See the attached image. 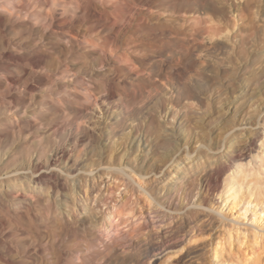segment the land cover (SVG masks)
I'll use <instances>...</instances> for the list:
<instances>
[{
  "label": "rangeland",
  "instance_id": "1",
  "mask_svg": "<svg viewBox=\"0 0 264 264\" xmlns=\"http://www.w3.org/2000/svg\"><path fill=\"white\" fill-rule=\"evenodd\" d=\"M243 1L0 0V82H5L0 83V100L4 101L0 103V204L3 205H0V221L4 223L0 224V237L3 238H0V253L4 258L17 259L14 257L17 250L23 254L24 261L29 255L40 256L42 264H60V260L65 261L62 264H264V214L260 212L264 204L255 208L245 201L252 195L254 201L259 197L264 202V175L259 176L262 173L257 174L256 179L245 177L240 182L235 169L230 176L227 172L220 179L222 190H227L229 196L233 194L238 202L234 209L231 197L223 201L211 193H207L211 209L189 204L192 195L194 202L200 198V188L194 190L193 181L196 171L200 172L195 171L196 164L203 163L206 155L224 158L231 147L243 160L239 164L258 163L260 166L264 161V141L255 134L260 128L256 116L260 111L264 113V19H258L256 24L260 28L256 30L258 38L246 40V17L236 15L233 6L237 3L242 7ZM113 14L117 16L116 24L110 21ZM233 16L235 22L238 21L235 35L229 28V40L224 34L216 37V25L219 28L230 24ZM208 19L211 25L206 24ZM109 28L120 33L117 37L106 36L110 50L107 48L104 55L99 45L105 42L98 37L101 31L108 34ZM211 42H218L217 51L211 50ZM127 52L132 55V62L125 59ZM114 73L118 77H114ZM163 77L175 80L169 79L165 86L159 80ZM9 79H14L12 84ZM154 82L157 89L151 90ZM111 92L115 94L110 95ZM152 99H156L157 105ZM166 101H174L179 106L174 121L171 120V104ZM153 108L160 117H154L149 123L161 139L164 138L169 154L174 155L166 166L150 158L153 137H148L142 129L133 135L134 124L142 123L144 128L146 119L132 123V113L137 110L148 113ZM41 123H46L45 127ZM126 126L129 129L124 133L128 137L123 145L121 134ZM84 130L93 132V137L83 135ZM75 136L79 140L73 143ZM62 147H71L72 161L65 166L60 162L52 168L57 177L67 181L65 189L52 193L50 179L39 184L26 181L25 176H32L25 170L30 162L42 156L46 164L49 151ZM258 155L262 157L259 156L260 160ZM184 157L189 160L183 161ZM133 166L137 174L142 175L139 178L131 173L134 181L122 172L130 173ZM105 173L109 176L105 177ZM115 178L125 182V189L122 187L116 192L118 181H114ZM101 181L103 184L98 190ZM82 184L87 186L86 193ZM89 189L102 195L93 202ZM237 191L242 196L236 197L234 192ZM131 193L134 199L130 198ZM148 194L156 196L150 208L143 203ZM128 200L139 203L133 219L131 215L118 216V206H124ZM139 227L148 230L147 236L136 235ZM18 241L21 243L16 245Z\"/></svg>",
  "mask_w": 264,
  "mask_h": 264
},
{
  "label": "bare ground",
  "instance_id": "2",
  "mask_svg": "<svg viewBox=\"0 0 264 264\" xmlns=\"http://www.w3.org/2000/svg\"><path fill=\"white\" fill-rule=\"evenodd\" d=\"M235 2H237V1H235ZM237 4V3H236ZM235 3L233 4V6H234V12H235V14L236 15H238L239 17H246V20H247V27H246V30L244 31L245 32V39L246 40H252L254 37H257V33H256V30L257 29H260L259 27L257 28V26H256V24L257 23H259V21H258V19H264V0H244L243 1V4H242V7H238L237 5H236ZM230 9V8H229ZM114 15V14H113ZM236 15H235V17H236ZM229 16H231V15H229ZM109 17H112V16H109ZM116 17L117 16H115L114 15V17L113 18H111L110 19V21L112 20V22H113V24H116ZM234 16H233V18H232V20H231V22H230V19L228 20L229 22H230V24H228V25H224V26H220L219 28H218V26L216 25V27H217V30L215 31V34H216V37H218V36H221V35H225L226 37H227V39L229 40V36L231 35L230 34V32H229V28H232V31H233V34L232 35H235L234 34V32H236L235 31V27H236V22H238V21H236L235 22V18ZM108 18V17H107ZM241 19V18H240ZM211 20V19H210ZM209 19L206 21V24L208 23V24H210V23H212V21H210ZM219 21H220V19H218ZM218 21V22H219ZM256 21H258V22H256ZM215 22V21H214ZM222 22V21H221ZM243 22V21H242ZM108 23V22H107ZM110 23V22H109ZM220 23V22H219ZM243 23H245V22H243ZM106 24V23H105ZM261 24V23H260ZM211 25V24H210ZM214 25V24H213ZM220 25V24H219ZM237 25H238V23H237ZM264 25V24H263ZM115 26V25H114ZM238 26H241V25H238ZM112 27V26H111ZM110 27V28H111ZM109 28V29H110ZM118 28V27H117ZM127 28V27H126ZM262 28V27H261ZM108 29V30H109ZM112 29V28H111ZM110 29V30H111ZM116 29V28H115ZM119 29V28H118ZM238 29V28H237ZM242 29V28H241ZM109 30V32H108V34H106V32H100V34H99V37L98 38H102L103 39V41L105 42L104 43V45H99V48L101 49V51H100V49H99V51H100V53H103L104 55L105 54H107V52L105 53V51L107 50V48L110 50V48H109V41H107V38H106V36L107 35H110V36H107L108 38L109 37H117L118 35H119V31L117 32V33H115L113 30H111L110 31ZM120 30H122V29H120ZM125 29H123V31H124ZM238 31H239V29H238ZM237 31V32H238ZM261 31V30H260ZM258 32V31H257ZM264 32V31H263ZM70 33H72V32H70ZM74 33V32H73ZM240 33V32H239ZM261 33V32H260ZM122 34V33H121ZM211 34H213V32L211 33ZM210 34V35H211ZM230 34V35H229ZM74 35V34H73ZM76 35V34H75ZM114 35V36H113ZM237 35V34H236ZM96 36V35H95ZM97 36H98V34H97ZM96 36V37H97ZM101 36H103V37H101ZM238 36V35H237ZM76 37V36H75ZM79 37V36H78ZM215 37V36H214ZM233 37V36H232ZM240 37H241V35H240ZM77 38V37H76ZM220 38V37H219ZM239 38V37H238ZM258 38V37H257ZM115 38H113V40H114ZM234 39V38H233ZM245 39L243 40V41H245ZM256 39V38H255ZM263 39V38H262ZM78 40V39H77ZM112 40V41H113ZM231 40V39H230ZM240 40H241V38H240ZM240 40H238V41H240ZM211 41H212V39H211ZM242 41V40H241ZM241 41L239 42V43H241ZM73 42V41H72ZM219 42V41H218ZM218 42H216V43H214V44H212V42H211V44H212V47H211V50H214V51H217V49H219L218 47L219 46H217V43ZM91 44L93 43V42H90ZM103 43V42H102ZM225 43H226V41H225ZM233 43V42H232ZM236 43V42H235ZM90 44V45H91ZM262 44L264 45V42H262ZM72 45H74V43L72 44ZM93 45V44H92ZM91 45V46H92ZM111 45V44H110ZM113 45V44H112ZM111 45V46H112ZM230 45V44H229ZM233 45V44H232ZM221 46V45H220ZM234 46V45H233ZM239 46V45H238ZM254 46H256V45H254ZM68 47V46H67ZM96 46H93V48H95ZM235 47V46H234ZM90 48V47H89ZM97 48V47H96ZM72 50H73V48H71ZM67 50H70V49H67ZM221 50L222 49H220V53H221ZM231 50V49H230ZM234 50H235V48H234ZM247 50V49H246ZM93 51H95V50H93ZM263 51V50H262ZM72 52V51H71ZM98 52V51H97ZM245 52H247V51H245ZM244 52V53H245ZM255 52V51H254ZM70 53V52H69ZM73 53H74V51H73ZM72 53V54H73ZM229 53V52H228ZM253 53V52H252ZM235 54V53H234ZM247 54V53H246ZM250 54V53H249ZM255 54V53H254ZM74 55H77V54H74ZM104 55H102V56H104ZM220 55V54H219ZM82 56V55H81ZM86 56V55H85ZM89 56V55H88ZM262 56V55H261ZM80 57V56H79ZM83 57V56H82ZM82 57H80V58H82ZM219 57V56H218ZM75 58H76V56H75ZM78 58V57H77ZM86 58V57H85ZM88 58L89 57H87V60H88ZM104 58H105V56H104ZM108 58V57H107ZM106 58V59H107ZM124 58V57H123ZM219 58H221V57H219ZM223 58V57H222ZM235 58H236V56H235ZM73 59V58H72ZM125 59L127 60V61H129V62H132V55H130L128 52L126 53V55H125ZM216 59V58H215ZM237 59V58H236ZM220 60V59H219ZM231 60V59H230ZM245 60V59H244ZM83 61H84V59H83ZM102 61H104V60H102ZM106 62L108 61V60H105ZM104 61V62H105ZM110 61V60H109ZM108 61V62H109ZM223 61H225V59L223 60ZM228 61V60H227ZM243 61V60H242ZM226 62V61H225ZM229 62V61H228ZM234 62V61H233ZM248 62H249V60H248ZM252 62V61H251ZM250 62V63H251ZM78 63V62H77ZM103 63V62H102ZM128 63V62H127ZM232 63V62H231ZM262 63H263V61H262ZM132 64V63H131ZM221 64V63H220ZM229 64V63H228ZM234 64V63H233ZM259 64V63H258ZM128 65H130V63L128 64ZM247 65V64H246ZM81 66H82V64H81ZM84 66V65H83ZM133 65H131V67H132ZM126 67V66H125ZM230 67H232V66H230ZM236 67V66H235ZM247 67V66H246ZM245 67V68H246ZM84 68V67H83ZM86 68V67H85ZM84 68V69H85ZM113 68V67H112ZM133 68V67H132ZM237 68V67H236ZM75 68H73V72L75 71L74 70ZM114 69V71H116L115 70V68H113ZM123 69H125V68H123ZM128 69V68H127ZM130 69V68H129ZM135 69V68H134ZM233 69V68H232ZM255 69H257V68H255ZM133 70V69H132ZM4 71V70H3ZM70 71H72V70H70ZM110 71V70H109ZM178 71V70H177ZM222 71H223V69H222ZM236 71V70H235ZM6 72V71H5ZM112 72V71H111ZM119 73V72H118ZM117 73V74H118ZM263 73V72H262ZM262 73H260V76L262 75ZM40 74V73H39ZM113 74V73H112ZM176 73H174V75H175ZM221 74V73H220ZM8 75V74H7ZM11 75V74H10ZM9 75V76H10ZM169 75V74H168ZM173 75V74H172ZM180 75H181V73H180ZM5 76V75H4ZM40 76V75H39ZM117 76V75H116ZM115 76V73H114V77H116ZM166 76V75H165ZM230 76V75H229ZM264 76V75H263ZM11 77V76H10ZM38 77V76H37ZM41 77V76H40ZM118 77V76H117ZM130 77V76H129ZM158 77H160V76H158ZM169 77V76H168ZM174 77V76H173ZM172 77V78H173ZM176 77H177V75H176ZM259 77V76H258ZM39 78V77H38ZM109 78V77H108ZM171 78V79H172ZM254 78H255V76H254ZM15 79V78H14ZM13 79V80H14ZM112 79V78H111ZM121 79V78H120ZM170 79V78H169ZM168 79V80H169ZM171 79H170V81H171ZM177 79H178V77H177ZM176 79V80H177ZM13 80L12 79H9V81H10V84H12L13 83ZM114 80H115V78H114ZM159 80H162V82L161 81H159V83L161 82L163 85H167V83L169 82L168 80H167V77L165 78V77H163V78H160ZM173 80V79H172ZM175 80V79H174ZM173 80V81H174ZM179 81H181V78H179L178 79ZM4 81H6V80H4ZM105 81H107L106 79H105ZM109 81V80H108ZM125 81V80H124ZM172 81V82H173ZM257 81H259V80H256V82ZM3 82V81H2ZM2 82H0V83H2ZM74 82V81H73ZM114 82V81H113ZM205 82H207V81H205ZM209 82H210V80H209ZM260 82V81H259ZM3 83H5V82H3ZM15 83V82H14ZM116 83V82H115ZM160 83V84H161ZM7 84V83H6ZM28 84V83H27ZM74 84H76V82L74 83ZM73 84V85H74ZM103 84H106L105 82L103 83ZM119 84V83H118ZM123 84H125V83H123ZM1 85V84H0ZM4 85V84H3ZM9 85V84H8ZM71 85V84H70ZM175 85V84H174ZM10 86V85H9ZM13 86V85H12ZM11 86V87H12ZM16 86V85H15ZM69 86V85H68ZM77 86V85H76ZM99 86V85H98ZM97 86V87H98ZM102 86V85H101ZM119 86H121V85H119ZM118 86V89H120V87ZM157 84H156V82H154L153 84H152V86H150V88H152L151 90H155V89H157ZM254 86V85H253ZM6 87L7 86H5L4 85V89H6ZM24 87V86H23ZM27 87V86H26ZM93 87V86H92ZM111 87V86H110ZM169 87V86H168ZM173 87V86H172ZM176 87V86H175ZM174 87V88H175ZM179 87V86H178ZM181 87V86H180ZM195 87V86H194ZM193 87V88H194ZM1 88V87H0ZM10 88V87H9ZM70 88H72V86L70 87ZM76 88V87H75ZM75 88H74V90H75ZM82 88V87H81ZM99 88V87H98ZM108 88H109V86H108ZM116 88H117V86H116ZM190 88H191V86H190ZM12 89V88H11ZM25 89V88H24ZM28 89V88H27ZM33 89V88H32ZM84 89V88H83ZM87 89V88H86ZM95 89V88H94ZM93 89V90H94ZM101 89H103V87L101 88ZM100 89V90H101ZM105 90H106V88H104ZM114 89V88H113ZM125 89V88H124ZM7 90H9V89H7ZM14 90V89H13ZM19 90H21V89H19ZM18 90V91H19ZM30 90V89H29ZM34 90V89H33ZM73 90V89H72ZM73 90V91H74ZM78 90V89H77ZM97 90V89H96ZM95 90V91H96ZM115 90V89H114ZM117 90V89H116ZM115 90V91H116ZM169 90V89H168ZM167 90V91H168ZM257 90V89H256ZM6 91V90H5ZM5 91L3 92L4 93V95H5ZM17 91V92H18ZM26 91V90H25ZM71 91V90H70ZM91 91V90H90ZM103 91V90H102ZM114 91V92H115ZM127 91V90H126ZM170 91V90H169ZM14 92V91H13ZM16 92V93H17ZM21 92V91H20ZM26 92H28V91H26ZM77 92H79V91H77ZM109 93H110V91H108ZM117 92V91H116ZM115 92V93H116ZM194 92V91H193ZM197 92H198V90H197ZM199 92H201V91H199ZM1 93V92H0ZM2 93V94H3ZM69 93V92H68ZM75 93H76V91H75ZM80 93V92H79ZM82 93V92H81ZM92 93H94V91L92 92ZM103 94H104V91L102 92ZM107 93V92H106ZM112 93L113 92H111V94L110 95H112ZM115 93H113V94H115ZM170 93V92H169ZM182 93V92H181ZM8 94H10V92L8 93L7 92V95ZM13 94V93H12ZM12 94H11V96H12ZM20 94V93H19ZM82 94H84V93H82ZM88 94V93H87ZM89 94H90V92H89ZM96 94V93H95ZM166 94V93H165ZM200 94V93H199ZM16 95H18V94H16ZM21 95V94H20ZM23 95V94H22ZM69 95V94H68ZM73 95H74V92H73ZM100 95V94H99ZM152 95V94H151ZM10 96V95H9ZM84 96V95H83ZM95 96V95H94ZM97 96V95H96ZM96 96H95V98L94 99H96ZM125 95H123V97H124ZM180 96V95H179ZM187 96H188V94H187ZM245 96V95H244ZM243 96V97H244ZM14 97V96H13ZM18 97H19V95H18ZM28 97V96H27ZM26 97V98H27ZM90 97V96H89ZM88 97V98H89ZM113 97V96H112ZM114 97H116L115 95H114ZM113 97V98H114ZM235 97V96H234ZM5 98V97H4ZM7 98V97H6ZM16 98H17V96H16ZM26 98H25V100H26ZM72 98V97H71ZM77 98V97H76ZM176 98H177V96H176ZM183 98V97H182ZM188 98V97H187ZM15 99V98H14ZM31 98H29V100H30ZM64 99V98H63ZM69 99V98H68ZM67 99V100H68ZM75 99V98H74ZM90 99V98H89ZM97 99H99V98H97ZM167 99V98H166ZM241 99V98H240ZM18 100V99H17ZM24 100V101H25ZM28 100V99H27ZM34 100V99H33ZM71 100H73V99H71ZM100 100V99H99ZM153 101H154V105H157V101H155L156 99H152ZM236 100V99H235ZM15 101V100H14ZM19 101V100H18ZM20 101H22V100H20ZM32 101V100H31ZM30 101V102H31ZM35 101V100H34ZM34 101H32V102H34ZM62 101V100H61ZM66 101V100H65ZM144 101V100H143ZM146 101V100H145ZM176 101V100H175ZM178 101V100H177ZM190 101H192V100H190ZM4 102V101H3ZM2 102V103H3ZM11 102V101H10ZM26 102V101H25ZM68 102V101H67ZM74 102V101H73ZM76 102V101H75ZM167 102V101H166ZM165 102V103H166ZM174 102V101H173ZM170 103V101L169 102H167L168 104H171L170 106H171V110L173 111L172 112V119L171 120H173L174 121V119L176 118V116H177V109H178V107L179 106H176L174 103ZM195 102V101H194ZM193 102V103H194ZM235 102V101H234ZM0 103H1V100H0ZM1 103V104H2ZM41 103V102H40ZM65 103V102H64ZM151 103V102H150ZM176 103V102H175ZM199 103V102H198ZM4 104V103H3ZM35 104V103H34ZM44 104V103H43ZM52 104V103H51ZM58 104V103H57ZM79 104V103H78ZM100 104V103H99ZM99 104L97 105V108L99 109L100 108V106H99ZM184 104V103H183ZM201 104V103H200ZM5 105H6V103H5ZM13 105V104H12ZM61 105H62V103H61ZM108 105V104H107ZM179 105H180V103H179ZM192 105V102L191 103H189V106H191ZM194 105V104H193ZM253 105V104H252ZM255 105V104H254ZM34 106V105H33ZM44 106V105H43ZM71 106V105H70ZM74 106V105H73ZM72 106V107H73ZM115 106V105H114ZM188 106V107H189ZM30 107V106H29ZM37 108H38V106H36ZM67 107H68V105H67ZM112 107V106H111ZM147 107H148V105H147ZM187 107V106H186ZM126 108V107H125ZM250 108V107H249ZM259 108V107H258ZM74 109V108H73ZM77 109V108H76ZM154 109V110H153ZM153 109H149V111H148V113H146V112H144V110H137V112H135V113H132V116H131V121H132V123H135V121H137L138 119H141V118H143V119H146V123H145V126H144V128H143V126H142V123L140 124V123H136V124H134V127H132V128H134V132H133V135L135 134V135H137L138 134V132H139V130L140 129H142V130H144L145 132H146V134L148 135V137L150 136V137H153V143H154V146H152V151H151V157L150 158H152L154 161H156V163L158 164V163H163L162 165L163 166H166V164L167 163H169V162H172V159H173V154H169V150L170 149H168V147H167V144H166V142H165V140H162V139H164V138H162L161 139V137L157 134V132L155 131V127L151 124V123H149V120H153L154 119V117H160V114L158 113V116H156V112L157 111H155V108H153ZM167 107L165 108V114H166V111H167ZM33 110V109H32ZM31 110V111H32ZM62 111H63V109H61ZM124 110V109H123ZM126 110V109H125ZM157 110V109H156ZM180 110V109H179ZM178 110V111H179ZM30 111V112H31ZM41 111V110H40ZM100 111V110H99ZM248 111H249V109H248ZM253 112L252 113H254L255 111L254 110H252ZM66 112H68V111H66ZM65 112V113H66ZM70 112V111H69ZM68 112V113H69ZM96 112H97V109H96ZM127 112V111H126ZM125 112V113H126ZM154 113V114H153ZM26 114H28V113H26ZM75 114V113H74ZM96 114V113H95ZM99 114H100V112H99ZM248 114H251L250 112H248ZM15 114H13V117L15 118V116H14ZM31 115H33L32 113H31ZM66 115H68V114H66ZM27 116V115H26ZM25 116V117H26ZM35 116V115H34ZM97 116V115H96ZM180 116V115H179ZM259 116H261L260 118V121H258V119H259ZM28 117H30V116H28ZM117 117V116H116ZM27 118V117H26ZM38 118V117H37ZM45 118V117H44ZM75 118V117H74ZM256 118H257V121H256V124L258 125L257 127L259 128V126H260V128H259V130L255 133L256 134V136L258 137V138H263V140H262V142L264 141V113L262 112V111H260L259 113H258V115L256 116ZM12 119V118H11ZM25 119V118H24ZM23 119V120H24ZM117 119V118H116ZM119 119V118H118ZM124 119V118H123ZM179 119V118H178ZM251 119V118H250ZM254 121H255V119L254 118H252ZM19 120H21V119H19ZM28 120V119H27ZM26 120V121H27ZM37 120V119H36ZM77 120V119H76ZM126 120V119H125ZM128 120V119H127ZM177 120V119H176ZM7 121V120H6ZM10 121V120H9ZM129 121V120H128ZM190 121V120H189ZM223 121V120H222ZM8 122V121H7ZM7 122L5 123V124H7ZM24 122V121H23ZM125 122H127V121H125ZM139 122V121H138ZM144 122V121H143ZM180 122V121H179ZM258 122V123H257ZM10 123H11V121H10ZM43 123V122H42ZM41 123V124H42ZM189 123V122H188ZM193 123V122H192ZM201 123V122H200ZM219 123V122H218ZM223 123H225V122H223ZM2 124H3V122H2ZM13 124V123H12ZM16 124V126H18L17 125V123H15ZM19 124V123H18ZM44 124H46V123H44ZM44 124H42L41 126H43ZM191 124V123H190ZM197 124V123H196ZM24 125H26V124H24ZM28 125V124H27ZM39 125H40V123H39ZM71 125V124H70ZM90 125V124H89ZM88 125V126H89ZM151 125V126H150ZM254 125H255V123H254ZM2 126V125H1ZM15 126V125H14ZM36 126V125H35ZM192 126V125H191ZM194 126V125H193ZM204 126V125H203ZM222 126V125H221ZM224 126H226V125H224ZM6 127H8L7 125H6ZM20 127H21V125H20ZM28 127V126H27ZM32 127V126H31ZM37 127V126H36ZM44 127H45V125H44ZM179 127V126H178ZM201 127V126H200ZM217 127H219V126H217ZM227 127V126H226ZM3 128H4V126H3ZM16 128H18V127H16ZM30 128V127H29ZM207 128V127H206ZM206 128H204V130L206 129ZM219 128H222V127H219ZM233 128V127H232ZM1 129V128H0ZM5 129V128H4ZM15 129V128H14ZM96 129V128H95ZM126 129H129V126H126L124 129H123V131H122V134H121V142H123V145H124V139L126 140L127 139V137H128V134H125L124 132H125V130ZM194 129H197V127H194ZM202 129V128H201ZM23 130H24V128H23ZM32 130V129H31ZM94 130V129H93ZM131 130V129H130ZM133 130V129H132ZM199 131H201L200 129H198ZM8 131V130H7ZM14 131V130H13ZM95 131V130H94ZM206 131V130H205ZM6 132V131H5ZM18 132V131H17ZM22 132V131H21ZM28 132H31V131H28ZM101 132V131H100ZM116 132V131H115ZM143 132V131H142ZM227 132V131H226ZM253 132V131H252ZM2 133V132H1ZM79 133V132H78ZM84 133L85 134H83V135H86V136H88L89 138H92L93 137V132L91 133L89 130H84ZM140 133V132H139ZM204 133V132H203ZM6 134H7V132H6ZM5 134V135H6ZM12 134V133H11ZM205 134H207L206 132H205ZM226 134V133H225ZM224 133H223V135H225ZM8 135H10V134H8ZM12 135H14V132H13V134ZM122 135H124L125 137L123 138L122 137ZM143 135V134H142ZM222 135V136H223ZM254 135V134H253ZM252 135V136H253ZM95 136V135H94ZM107 136V135H106ZM3 138H4V136H2ZM163 137V136H162ZM6 138H7V136H6ZM71 138V137H70ZM84 138V137H83ZM96 138V137H95ZM168 138V137H167ZM166 138V139H167ZM170 138V137H169ZM199 138H201V137H199ZM206 138V137H205ZM226 138V137H225ZM231 138V137H230ZM235 138V137H234ZM72 139H73V143L78 139H76V136L75 137H72ZM138 139V138H137ZM151 139V138H150ZM222 139V138H221ZM227 139V138H226ZM237 139V138H236ZM235 139V140H236ZM255 139H257V138H255ZM254 139V140H255ZM1 140V139H0ZM79 140V139H78ZM82 140V139H81ZM86 140V139H85ZM84 140V141H85ZM189 140V139H188ZM223 140V139H222ZM228 140V139H227ZM227 140H225V141H227ZM253 140V141H254ZM83 141V142H84ZM90 141H92V140H90ZM107 141V140H106ZM109 141V140H108ZM168 141H170L169 139H168ZM198 141V140H197ZM224 141V140H223ZM229 141H231V140H229ZM251 141V140H250ZM79 142V141H78ZM81 142V141H80ZM186 142V141H185ZM228 142V141H227ZM236 142H237V140H236ZM240 142V141H239ZM77 143V142H76ZM168 143V142H167ZM231 143V142H230ZM229 143V144H230ZM251 143V142H250ZM92 144V143H91ZM171 144V143H170ZM199 144V143H198ZM228 144V143H227ZM184 146L186 145V143H184L183 144ZM231 145V144H230ZM233 145H234V141H233ZM240 145V144H239ZM238 145V146H239ZM41 146V145H40ZM39 146V147H40ZM221 146V145H220ZM232 146V145H231ZM235 146V145H234ZM237 146V145H236ZM237 146V147H238ZM122 147V146H121ZM120 147V148H121ZM248 147V146H247ZM171 148H173V147H171ZM235 148V147H234ZM42 149H44V148H42ZM112 149V148H111ZM114 149V148H113ZM243 149V148H242ZM124 150H125V146H124ZM160 150H162L161 152H159ZM226 150V149H225ZM229 151H228V153H226L225 154V156H224V158L223 157H219V158H217V157H207V155H206V157H204L205 159V161L203 162V163H198V164H196L197 166L195 167V171L196 170H199L200 172H197L196 171V178L194 179V181H193V183H195L194 185H196L195 186V189L194 190H197V188L199 187L200 188V198L196 201V202H194L193 200L195 199V196L194 195H192L191 196V198H190V203L189 204H193L192 206H197V207H201V208H209V209H211L212 207H210V202H211V200H209V197L207 196V193L209 194V193H211V194H215L217 197H221L222 199H223V201H226L229 197H231V199L232 200H234V202H233V204H232V209H234V207H235V205H237V200H235L234 198V196H233V194L232 195H230L229 196V193H228V191L227 190H222V186L219 184V181H220V179L224 176V174H226L227 172H230L229 173V176L232 174V172H234V170H235V173H236V175H238L240 178H239V181L241 182V181H243V180H245V177L247 178V177H250V178H252V180H253V177L255 178V176L257 177V174H261V175H259V176H262L263 177V175H264V169H263V167H264V161H263V159H262V161H259L260 162V164H261V162H262V164L260 165V166H257L258 165V163H257V165L255 164V163H251V161H250V163L251 164H249V165H243V164H239V161H242L243 162V160H241V158L239 159V156L240 155H237V153L234 151V150H232L231 149V147H230V149H228ZM71 151H72V149H71V147L69 148H67V149H64V147H62V148H52L50 151H49V153H50V156L49 157H46V164H44L43 162H42V160H41V157L42 156H37L36 157V162H35V160L34 161H32V162H30L29 164H28V166L26 167V169L25 170H28V171H30L29 173L32 175V176H30V177H28V176H25V177H27V179H26V181H28L29 180V182L30 183H33V184H39V182L40 181H42V180H45V179H50L52 182H51V189H52V193H54L55 191H56V189H62V188H64V186L66 185L65 184V182L67 183V181H63V178H61V177H57L55 174H57V173H53L54 171H53V168H52V166L54 165V166H56L58 163H60V162H62L61 164H64V165H62V166H65V163H69L70 164V162L72 161V153H71ZM113 151V150H112ZM171 152V151H170ZM194 152V151H193ZM226 152V151H225ZM240 152H241V150H240ZM4 153V152H3ZM12 153V152H11ZM176 153V152H175ZM174 153V154H175ZM256 153V152H255ZM150 154V153H149ZM189 154V153H188ZM188 154H187V156H185V157H187L188 158ZM259 154H261V153H259ZM189 155H191V154H189ZM198 155V154H197ZM204 155V154H203ZM222 155V154H221ZM244 154L242 153V156H243ZM122 156H123V154L120 156V159H122ZM261 157V155H258V158H259V160H260V157ZM184 157V160L183 161H185V158ZM257 157V156H256ZM262 158V157H261ZM143 159V158H142ZM149 159V158H148ZM176 160V159H175ZM186 160H189V159H186ZM147 161V160H146ZM152 161V160H151ZM195 161V159H193L192 160V162H194ZM120 162H121V160H120ZM127 162V161H126ZM237 162H238V164H237ZM241 162V163H242ZM253 162V161H252ZM148 163H150V162H148ZM245 163V162H244ZM120 164V163H119ZM1 165V164H0ZM7 165V164H6ZM139 165V164H138ZM146 165V164H145ZM144 165V166H145ZM178 165H180V164H178ZM199 165H201L200 167H199ZM72 166V165H71ZM118 166V165H117ZM121 166H122V164H121ZM143 166V167H144ZM188 166H189V164H188ZM249 166V167H248ZM78 167V166H77ZM113 167V166H112ZM111 167V168H112ZM136 167V166H135ZM134 166L132 167V169L130 170V173H127V172H125V171H122L123 173H125V175H127V176H129L131 179H132V181H134L133 180V176H131V173H133V174H136V175H138L137 173V169L135 168ZM138 167V166H137ZM190 167H191V165H190ZM3 168H5V167H3ZM52 168V169H51ZM66 168V167H65ZM76 168V167H75ZM141 168V167H140ZM152 168L154 169V166H152ZM160 168V167H159ZM185 168V167H184ZM256 168H258V170L256 169ZM6 169V168H5ZM70 169V168H69ZM145 169V168H144ZM148 169H149V167H148ZM163 169V168H162ZM2 170V169H1ZM77 170V169H76ZM122 170V169H121ZM191 170V169H190ZM190 170H189V173H190ZM4 171V170H3ZM17 171H19L20 172V170H17ZM71 171V170H70ZM149 171V170H148ZM150 171H152V170H150ZM161 171V170H160ZM184 171V173L185 172H187L186 170H183ZM257 171H260V173L259 172H257ZM16 172V171H15ZM77 172V171H76ZM74 173H75V171H74ZM145 173V172H144ZM152 173V172H151ZM5 174V173H4ZM69 174H73V172L71 173V172H69ZM76 174V173H75ZM140 174H143V173H140ZM105 175V177H108L109 176V174H107V173H105L104 174ZM117 175V174H116ZM112 176H115V174H112ZM111 176V177H112ZM118 176V175H117ZM142 176V175H141ZM140 175H138V177L140 178L141 177ZM114 178V177H113ZM117 178V177H116ZM113 179L114 181H118V185H117V187H116V192H118V191H120V189L123 187L124 189H125V186H124V181L123 180H117V179ZM70 179V178H69ZM87 179V178H86ZM93 179H95L94 177H93ZM189 179V178H188ZM256 179V178H255ZM260 179V178H259ZM17 181V183H18V181L20 180L19 178L18 179H16ZM257 180H258V178H257ZM73 181V180H72ZM86 181V180H85ZM84 181V182H85ZM94 181V180H93ZM190 181V180H189ZM2 182V181H1ZM8 182H12V181H8ZM45 182V181H44ZM43 182V183H44ZM50 182V181H49ZM254 182V181H253ZM40 183H42V182H40ZM47 183V182H46ZM108 183V185H109V182H107ZM190 183H192V181H190ZM190 183H187V184H190ZM192 183V184H193ZM84 184V183H83ZM82 184V185H83ZM103 184V181H101L100 183H98V187H99V189L98 190H100L101 188H100V186ZM185 184H186V182H185ZM186 184V185H187ZM2 185V184H1ZM20 185V184H19ZM22 185V184H21ZM43 185H45V184H43ZM49 185V184H48ZM9 186H11V185H9ZM14 186V185H13ZM45 186H47V185H45ZM50 186V185H49ZM48 186V187H49ZM84 187H85V189H84V191L85 190H87V186H86V184L85 185H83ZM92 186V185H91ZM192 185H190V187H191ZM67 187V186H66ZM165 187V186H164ZM10 188V187H9ZM13 188H15V187H13ZM42 188V187H41ZM89 188V187H88ZM92 188V187H91ZM127 188V187H126ZM163 188V187H162ZM167 188V187H166ZM0 189H1V187H0ZM12 189V188H11ZM17 189V188H16ZM65 189V188H64ZM94 189V188H93ZM97 189V188H96ZM53 190H55L54 192H53ZM83 190V189H82ZM168 190V189H167ZM193 190V191H194ZM9 191H11L10 189H9ZM47 191V190H46ZM88 191V190H87ZM143 191V190H142ZM157 191H159V190H157ZM6 192V191H5ZM57 192V191H56ZM61 192V191H60ZM91 192V196H90V198H91V200L93 201V202H95V200H96V198L98 197V198H100V196L102 195V194H100V192L99 191H94V190H90L89 189V193ZM48 193H49V191H48ZM51 193V192H50ZM59 193V192H58ZM85 193H86V191H85ZM233 193V192H232ZM4 194V193H3ZM136 194V193H135ZM162 194V193H161ZM168 194V193H167ZM9 195V194H8ZM7 195V197H9ZM234 195L237 197V196H242L241 195V192L240 191H237V192H234ZM1 196V195H0ZM6 196V195H5ZM19 197H21V195H18ZM59 196V195H58ZM145 196V195H144ZM32 197V196H31ZM134 197V194L133 193H131L130 194V198H133ZM156 197V196H155ZM154 197V195H152V194H148V197H146V198H144L143 199V203H145L146 205H147V207L149 206V208L151 207V205H153L152 204V202L153 201H155V198ZM88 198V197H87ZM135 198V197H134ZM133 198V199H134ZM243 198V197H242ZM17 199H18V197H17ZM16 199V200H17ZM23 199V198H22ZM254 197L252 196V195H248L247 196V198H245V201L248 203V204H251V205H253L255 208L259 205V204H264V202H261L262 201V199H260L259 197H257L256 198V201H254ZM6 200V199H5ZM25 200V199H24ZM32 200V199H31ZM87 200H89V199H87ZM86 200V201H87ZM14 201V200H13ZM19 201H21V200H19ZM90 202V201H88V202H90V203H93V202ZM121 201V200H120ZM5 202H7V201H5ZM35 202V201H34ZM156 202V201H155ZM214 202H216L218 205H219V202H217V201H214ZM8 203V202H7ZM21 204H22V202H20ZM28 203V202H27ZM26 203V204H27ZM89 203V204H90ZM142 203V204H143ZM13 204V203H12ZM18 205H19V203H17ZM20 204V205H21ZM35 204V203H34ZM40 204V203H39ZM122 204V203H121ZM127 204H129L128 206H127ZM138 201L137 200H133V201H130V200H128L127 201V203L124 205V206H118V216L120 215V216H122V217H125V216H129V215H131V218L133 219V218H135V216H136V214H135V207H137L138 206ZM156 204V203H155ZM155 204H154V206H155ZM188 204V205H189ZM1 205V204H0ZM16 205V204H15ZM24 205V204H23ZM31 205H33V204H31ZM30 205V206H31ZM94 205V204H93ZM118 205V204H117ZM1 206H3V205H1ZM9 206V205H8ZM12 206H14V205H12ZM90 206V205H89ZM264 206V205H263ZM36 207V206H35ZM140 207V206H139ZM139 207H138V209H139ZM1 208V207H0ZM12 208V207H11ZM10 208V209H11ZM15 208H18V207H15ZM92 208H94V207H92ZM114 208V207H113ZM2 209V208H1ZM13 210H14V207H13ZM140 210V209H139ZM32 211V210H31ZM34 211V210H33ZM84 211V210H83ZM260 212H263L262 214H264V210L263 211H260ZM26 213V215H27V212H25ZM35 213V212H34ZM106 213V212H105ZM245 213H246V211H245ZM244 213V214H245ZM5 214V213H4ZM13 214V213H12ZM11 214V215H12ZM36 214V213H35ZM34 214V215H35ZM32 215V214H31ZM37 216L39 215V214H36ZM111 215V214H110ZM115 215H117V213H115ZM139 215H140V213H139ZM42 218V217H41ZM108 218V217H107ZM113 218H114V216H113ZM190 218V217H189ZM115 219V218H114ZM7 220V219H6ZM127 220V219H126ZM139 220H140V218H138V222H139ZM262 220V219H261ZM260 220V221H261ZM14 221H16V220H14ZM259 221V222H260ZM7 222V221H6ZM17 223V222H16ZM0 224H4V223H2V221H0ZM6 224V223H5ZM7 224H8V222H7ZM21 225V224H20ZM6 226V225H5ZM15 226V225H14ZM91 226V225H90ZM38 227H39V225H38ZM42 227V226H41ZM47 227V226H46ZM6 228V227H5ZM23 229H24V227H22ZM21 229V228H20ZM30 229H31V227H30ZM101 229H102V227H101ZM1 230V229H0ZM5 230V229H4ZM14 230V229H13ZM26 230V229H25ZM24 230V231H25ZM139 232L136 234V235H138V236H147L146 234L148 233V230L146 229V228H142V227H139ZM12 231V230H11ZM15 231V230H14ZM23 231V230H22ZM31 230H29V232H30ZM48 231V230H47ZM166 231V230H165ZM5 232V231H4ZM18 233H19V231H17ZM28 232V233H29ZM10 233H12V232H10ZM7 234V233H6ZM163 234V233H162ZM20 235H21V233H20ZM24 235V234H23ZM28 235H31V234H28ZM27 235V236H28ZM158 235V234H157ZM9 236V235H8ZM11 236V235H10ZM25 236H26V234H25ZM41 236V235H40ZM166 236V235H165ZM14 237V236H13ZM31 237V236H30ZM29 237V238H30ZM32 237H33V235H32ZM0 238H2V236L0 237ZM6 238V237H5ZM3 239V238H2ZM7 239V238H6ZM151 239V238H150ZM159 239V238H158ZM23 240V239H22ZM160 240V239H159ZM7 241H8V239H7ZM31 241V240H30ZM9 242V241H8ZM160 242V241H159ZM1 243H3L6 247H10V246H7L8 244L7 243H5V242H1ZM16 243V245H19L20 243H21V241H18V242H15ZM11 244H13V243H11ZM29 244V243H28ZM27 244V245H28ZM168 244V243H167ZM14 245V244H13ZM25 245V244H24ZM35 246V245H34ZM33 246V247H34ZM162 246V245H161ZM18 247V246H17ZM166 247V246H165ZM169 247V246H168ZM11 248V247H10ZM16 248V247H15ZM21 248V247H20ZM35 248V247H34ZM18 249V248H17ZM5 250H6V248H5ZM7 250H11V249H7ZM13 250V249H12ZM22 250H25L24 248L22 249ZM41 250V249H40ZM4 251V250H3ZM31 251V250H30ZM29 251V252H30ZM0 252H1V250H0ZM10 252H12V251H10ZM16 252V255L14 256V254H12L14 257H17V259H13V258H11V256L10 257H8L7 256V258H4L2 255H1V253H0V264H38L39 262L42 264V259H41V257L40 256H33V255H29L28 257H27V261L25 260L24 261V258H23V254L20 252V251H15ZM32 252V251H31ZM30 252V253H31ZM9 253V252H8ZM37 253H39V251L37 252ZM58 253V252H57ZM215 253V252H214ZM4 254V253H3ZM11 254V253H10ZM34 255H36L35 253H34ZM25 256H27V255H25ZM48 256V255H47ZM52 256V255H51ZM169 256V255H168ZM59 257V256H58ZM58 257L56 258V259H58ZM43 258V257H42ZM62 258H64V257H62V256H60L59 257V259H62ZM246 259V258H245ZM47 260V259H46ZM55 260V259H54ZM182 260V259H181ZM180 260V261H181ZM53 261V260H52ZM63 261V260H62ZM61 260H60V264H62V263H64V262H62ZM170 261V260H169ZM44 262H45V260H44ZM246 262H247V260H246ZM48 263V262H47ZM52 263V262H51ZM51 263H49V264H51ZM58 263V262H57ZM45 264H46V262H45ZM54 264V263H53Z\"/></svg>",
  "mask_w": 264,
  "mask_h": 264
}]
</instances>
